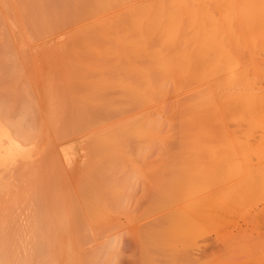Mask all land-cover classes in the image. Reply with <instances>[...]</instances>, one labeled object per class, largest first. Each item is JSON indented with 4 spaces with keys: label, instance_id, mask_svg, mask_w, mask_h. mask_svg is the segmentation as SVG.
Listing matches in <instances>:
<instances>
[{
    "label": "rangeland",
    "instance_id": "1",
    "mask_svg": "<svg viewBox=\"0 0 264 264\" xmlns=\"http://www.w3.org/2000/svg\"><path fill=\"white\" fill-rule=\"evenodd\" d=\"M130 1L0 0V264H264V0L193 32L206 60L149 132L161 92L134 68L151 62Z\"/></svg>",
    "mask_w": 264,
    "mask_h": 264
},
{
    "label": "bare ground",
    "instance_id": "2",
    "mask_svg": "<svg viewBox=\"0 0 264 264\" xmlns=\"http://www.w3.org/2000/svg\"><path fill=\"white\" fill-rule=\"evenodd\" d=\"M254 1L256 2V0ZM230 4L232 6V9L230 8L231 10L228 9L229 0H131L129 2L128 8L126 10V16L129 20L128 22H130L129 28L133 31H137L139 35V37L136 39H130V45L133 47L143 45L145 52H149L150 55V57H147V60L151 62L150 65L146 64L143 69H140L136 66L134 68L136 70L139 69L141 74L145 77V80L148 82L147 89L149 90L153 89V85H151L149 82L151 76H154V79L158 84L157 88L159 90L157 91L161 92L160 104L158 106L152 105L148 107V110L146 111V131L149 132L151 129H156L158 131H160V129H171V126L175 124L177 118V102L174 101L170 104L166 103L167 86L171 84L173 89H176L179 81H181L184 85L191 81L193 72L195 70V65L204 64V61L206 60L204 57L202 62L199 57L194 59L193 49L195 41L192 39L193 32L197 28L201 31H206L211 26H215V24L209 23L211 19H224L227 15H237L238 10L236 0H230ZM125 19L126 17L124 20ZM199 19L204 20V22L197 24V20ZM120 20V18L117 19V21ZM200 45L201 49L205 51L207 57H211L212 55H216L218 57L215 64H212V62L208 61L205 65L208 69H210L208 73H210L209 78L211 82H219L225 93H229L231 91L230 93H232L233 97L237 98L236 101H239L240 97L242 96V87L240 86L239 82L224 78V73L226 71V61L224 59L225 51L221 48L213 47L209 40L206 44L201 41ZM205 90L208 89L205 88ZM162 111L166 112L165 120H159L160 112L162 114ZM150 112L155 114L154 118H150ZM3 124L5 123L3 122ZM6 124L8 125V122H6ZM11 130L13 131L14 129L11 128ZM16 131L17 132L13 131L12 135L15 133L16 135H19L18 132L20 131L18 129ZM22 132L25 140H23V137L21 138L23 141H26L31 133H26L27 131L24 129L21 131V134ZM5 133V130L0 126V154L9 156L10 151L4 150L5 146L2 142V136ZM25 135H28V137ZM34 141L37 140L34 139ZM20 143L23 142L20 141ZM23 145L25 144L23 143ZM37 161L36 164H39ZM19 169H21V167ZM35 170L31 172L34 173ZM0 189L2 191V185ZM5 192L9 193L10 190L8 191L7 189ZM10 194H12V192ZM7 195L8 194H6V196ZM6 199L8 200V198ZM8 203V206L12 204L10 201Z\"/></svg>",
    "mask_w": 264,
    "mask_h": 264
}]
</instances>
